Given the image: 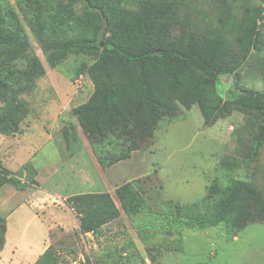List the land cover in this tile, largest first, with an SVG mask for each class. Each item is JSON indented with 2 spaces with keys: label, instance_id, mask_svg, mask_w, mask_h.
<instances>
[{
  "label": "rangeland",
  "instance_id": "rangeland-1",
  "mask_svg": "<svg viewBox=\"0 0 264 264\" xmlns=\"http://www.w3.org/2000/svg\"><path fill=\"white\" fill-rule=\"evenodd\" d=\"M1 1L17 14L20 29L43 64L45 74L23 95L28 113L20 130L0 134V185L8 184L9 175L31 160L37 170V185L31 195L44 202L48 212L51 208L57 210L77 187L89 191L80 187L87 183L92 190L83 193H109L120 210L118 217L95 232L84 234L79 225L66 230L57 221L49 235V264H253L264 259V221L249 223L234 232V238V234H227L224 224L204 229L179 228L169 209L171 202L183 205L198 201L207 196L210 186H226L236 178L264 191V138L257 143L254 139L259 113L228 102L223 111L215 109L207 118L198 101L179 104L177 118L158 126L155 140L147 149L134 148L127 128L119 122L118 137H111L116 146L97 152L88 140L96 141L102 133L90 117L86 119V108L81 107L94 92L95 85L87 74L92 58L69 53L51 67L32 29V20L42 13L41 8L34 0ZM115 1L134 7L141 0ZM211 1L180 0L182 4L176 9L179 25L200 31L202 28L190 24L202 21V15L212 11ZM245 2L249 1L234 0V11L224 31L231 58L238 56V43L230 35L236 36L238 27L247 25ZM254 7V45L244 59L239 55L232 74L207 76L214 79L215 92L226 102L244 88L264 89V1L261 6L255 2ZM80 9V0L62 2L65 19L68 12L78 15ZM0 60L7 64L5 77L14 68L22 67L20 60L9 62L2 55ZM79 74L83 80L77 86ZM199 96L209 100L202 92ZM4 103L0 93V105ZM128 182L146 200V208L135 214L124 211L116 192ZM27 193L8 195L16 202L18 196ZM41 205H36L39 211ZM174 246L181 249L177 262L172 256Z\"/></svg>",
  "mask_w": 264,
  "mask_h": 264
},
{
  "label": "trees",
  "instance_id": "trees-1",
  "mask_svg": "<svg viewBox=\"0 0 264 264\" xmlns=\"http://www.w3.org/2000/svg\"><path fill=\"white\" fill-rule=\"evenodd\" d=\"M34 1L42 13L32 20V29L50 66L58 65L69 53L93 60L87 74L95 85L94 92L81 107L86 108V119L90 117L102 133V138L90 142L97 152L116 146L111 137H118L119 122L127 128L134 148L147 149L155 140L158 126L177 118L178 105L195 101L202 105L207 118L215 109L223 111L228 102L259 113L255 143L264 138V89L244 88L226 102L215 92L214 79L207 77L232 74L239 55L245 58L255 42L254 3L261 6L264 0L245 2L247 25L239 26L236 36L230 35L238 43V56L233 58L227 50L224 31L234 11V0H212V11L202 15L204 24L201 20L190 24L202 28L200 31L179 25L176 9L182 4L180 0H141L134 7L115 0H80L79 14L68 12L67 19L62 13L64 0ZM7 7V2H0V55L9 62L20 60L22 67L14 68L5 77L7 64L0 60V93L5 100L0 105V134L20 130L28 113L23 95L45 74L20 29L17 14ZM189 16L185 18L188 25ZM200 92L209 100H202ZM36 175L33 162L28 160L9 175L7 183L18 190L32 188L37 185ZM116 192L124 211L135 214L146 208L145 198L132 183L122 185ZM64 203L77 217L83 234L95 232L120 214L106 192L77 193ZM169 209L179 228L204 229L224 224L227 234L235 235L249 223L264 221V191L236 178L226 186H210L207 196L198 201L183 205L171 202ZM5 231V218L0 213V250ZM50 250L46 248L33 264H49Z\"/></svg>",
  "mask_w": 264,
  "mask_h": 264
},
{
  "label": "crops",
  "instance_id": "crops-1",
  "mask_svg": "<svg viewBox=\"0 0 264 264\" xmlns=\"http://www.w3.org/2000/svg\"><path fill=\"white\" fill-rule=\"evenodd\" d=\"M92 152L89 151V153ZM0 154L3 156L2 152ZM98 176L100 178V173ZM80 187L89 188V191H82L83 189L77 187L70 195L92 190V186L88 183ZM38 188L46 191L42 186ZM34 190V187L18 190L11 188L8 184L0 186V213L6 222L5 242L0 250V264H33L48 247L49 235L57 225V221L66 230H73L78 227L75 214L64 203L58 206L57 210L51 208L49 213L47 211L49 208L44 202L42 203L32 197L31 194ZM26 192H28L26 195L18 196L16 202H12V198L9 196ZM40 204H42L41 207L43 206L41 212L36 208V205ZM236 237L234 235V238ZM174 248L172 256L177 262L179 261L178 253L181 249L175 246ZM254 263L264 264V259L255 260Z\"/></svg>",
  "mask_w": 264,
  "mask_h": 264
},
{
  "label": "built area",
  "instance_id": "built-area-1",
  "mask_svg": "<svg viewBox=\"0 0 264 264\" xmlns=\"http://www.w3.org/2000/svg\"><path fill=\"white\" fill-rule=\"evenodd\" d=\"M82 77H83L82 74H79L78 77L76 78V80H75L76 83L75 84L77 86L82 82V80H83Z\"/></svg>",
  "mask_w": 264,
  "mask_h": 264
}]
</instances>
